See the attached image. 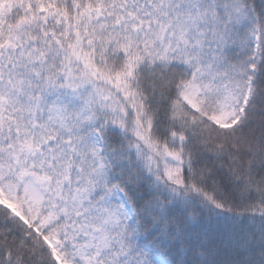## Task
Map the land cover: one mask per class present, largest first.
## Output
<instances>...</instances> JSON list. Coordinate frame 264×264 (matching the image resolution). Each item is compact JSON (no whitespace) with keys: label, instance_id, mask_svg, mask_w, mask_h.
<instances>
[{"label":"snow or ice","instance_id":"6c2138e0","mask_svg":"<svg viewBox=\"0 0 264 264\" xmlns=\"http://www.w3.org/2000/svg\"><path fill=\"white\" fill-rule=\"evenodd\" d=\"M0 264H264V0H0Z\"/></svg>","mask_w":264,"mask_h":264}]
</instances>
